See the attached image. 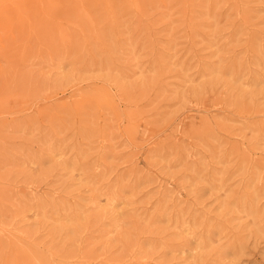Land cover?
<instances>
[{"label":"rangeland","instance_id":"1","mask_svg":"<svg viewBox=\"0 0 264 264\" xmlns=\"http://www.w3.org/2000/svg\"><path fill=\"white\" fill-rule=\"evenodd\" d=\"M0 264H264V0L2 5Z\"/></svg>","mask_w":264,"mask_h":264},{"label":"bare ground","instance_id":"2","mask_svg":"<svg viewBox=\"0 0 264 264\" xmlns=\"http://www.w3.org/2000/svg\"><path fill=\"white\" fill-rule=\"evenodd\" d=\"M24 0H0V7L2 6V5H4V4H6V5H8L9 4V2H11V4L12 5H14V6H17V8H19V6H21V4H22V2H23ZM53 2L55 1V0H52ZM26 5H24V9H26ZM43 7V6H42ZM22 9H23V7H21ZM43 10V9H42Z\"/></svg>","mask_w":264,"mask_h":264}]
</instances>
